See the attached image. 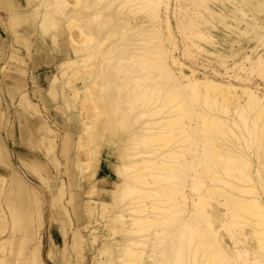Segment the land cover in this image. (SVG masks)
Returning a JSON list of instances; mask_svg holds the SVG:
<instances>
[{
	"label": "bare ground",
	"instance_id": "bare-ground-1",
	"mask_svg": "<svg viewBox=\"0 0 264 264\" xmlns=\"http://www.w3.org/2000/svg\"><path fill=\"white\" fill-rule=\"evenodd\" d=\"M125 1L130 2V0H73L68 10L66 7L69 5L65 7L67 3L65 0H50L46 4L42 1L44 3L41 6V9L48 11V16H44L50 18L49 12H53L51 5L54 4L55 10L60 12L59 15L62 14V18L68 24L71 20L85 18L83 15H88L90 20L86 19L81 23L78 31L83 37L82 43L87 44L96 40L93 46H98V50L103 43L107 44L108 41L105 39L110 40L116 36L112 29L122 26L129 27L130 31L132 25L130 20L133 19L137 23L131 27L135 29L133 32L130 31L134 33L131 38L109 42L104 51L101 49V52H95L98 51L97 47L90 44L93 51L89 48L87 56L94 54L97 61L102 64L94 65L85 75L94 76L97 80L92 82L90 88L84 83L85 91L75 90L72 93L77 98L80 94L85 96L86 92L92 89L91 101L96 109L100 107L97 109L100 113L117 103L119 109L121 108L119 111L121 116L118 114L117 121L121 124L124 118L132 126L127 134L119 137L115 134L116 119L112 117L101 119L99 113L101 120H98V115L96 118L94 115L93 119H96V121L92 119L94 124L91 127L84 125L85 129L82 131L87 132L94 143V156L100 157V149L106 138L105 143L109 141V145L117 147V154L120 155L118 161L122 160L120 161L122 166H117L122 180L118 183L112 182L114 187L110 190V196L123 200L121 206L123 210L115 212L113 217L122 224L123 241L115 244L116 253L111 250L112 244L102 246V251L107 252L105 264H264V88L261 89L258 85L247 87L249 85L220 83L204 75L198 76L194 70L188 75L185 74L182 63L174 55L177 44L172 37L169 19L166 17L163 22L158 15L159 5L163 3L165 6L163 8L167 12L169 0H134L135 9L138 8L142 12V20H146L141 22L138 21V17L133 16L137 10L130 11L133 17H130V14L122 17ZM189 1L175 0L176 9L172 15L176 29L182 32L181 39L187 41L188 48H194L197 43L195 44L193 38L208 40L209 35H203L198 31L197 23L191 18L190 20L186 18L187 4L184 5L182 2ZM196 1H192L193 5L190 4L199 7L204 0ZM230 2L233 7L231 5L232 9H228V12L235 22L234 27L237 31L229 30L231 33L227 37L233 36L231 42L227 41V38L223 41L230 47L229 57L235 58L242 54L249 62V68L241 67L247 73L253 71L254 67L264 69V52L256 51L259 48L257 44L264 47V20L261 21L260 18L264 15V0ZM128 3L126 2L127 5ZM40 5L41 1L34 9L33 5L26 4L24 11L31 16L33 12L41 11ZM119 5L123 7L120 10L117 9ZM116 9L118 11L115 13ZM17 15L16 11L11 13L10 19H17ZM247 15L251 16L248 20L245 19ZM225 19L228 18L224 17L221 20ZM146 22L150 24L146 25ZM163 23L166 35L160 32V24ZM225 28L230 29L229 26ZM189 29L190 33L188 31L185 33ZM142 42L147 45L145 48ZM165 42L169 43L172 50L164 46ZM235 43L237 49L233 48ZM251 44L256 45L251 49V53L254 51L255 54L254 59L245 54L244 45ZM79 51L81 50L78 48L74 52V55L78 54L74 56L78 60L75 61L70 53H66L59 66L76 67L77 62H83L87 58L86 54L80 55ZM224 58L221 56L219 61L221 65L226 62ZM128 61L135 64L137 62L139 65L136 64L137 67H134L133 63L129 62L132 66L128 63L129 68H125L122 63ZM107 66L115 73L109 75L106 72L101 77ZM227 66L225 65L226 73L229 70ZM254 70L256 72V69ZM151 71L155 73L149 75L148 72ZM257 75L264 80V71L259 69ZM127 76L132 81L128 80ZM231 77L237 82L243 81L244 78L238 75ZM123 78L130 81L133 88L130 90L128 86L129 91H126V94L124 92V95L113 96L111 90L114 83L116 84L119 79L123 81ZM56 81L57 79H54L52 83L51 94L56 93L54 89ZM127 81L124 82L126 86L129 84ZM137 109L141 111L133 117L130 116ZM183 119L188 120V123H183ZM212 126L217 128L214 130ZM108 154L115 153L110 150ZM98 157H94L96 162ZM72 163L75 167L76 162L73 160ZM93 186L84 191V199H87L84 206L89 213L88 219L89 217L91 219L93 213L95 215L89 206L91 205L89 197L96 193ZM93 201L101 209H105L108 204L105 197L101 199L97 197ZM210 201H214L216 205L210 204ZM101 214L103 213L98 212L95 215L96 225L99 224L98 218L101 217L98 216ZM227 230L228 240L223 234ZM95 232L96 229L91 234L96 239ZM74 241L81 255L80 243L76 236ZM228 241L231 242L230 245L226 244ZM32 250L26 259L27 264H42L39 245ZM3 262L0 259V264Z\"/></svg>",
	"mask_w": 264,
	"mask_h": 264
},
{
	"label": "rangeland",
	"instance_id": "rangeland-1",
	"mask_svg": "<svg viewBox=\"0 0 264 264\" xmlns=\"http://www.w3.org/2000/svg\"><path fill=\"white\" fill-rule=\"evenodd\" d=\"M40 1L39 10L41 11L33 12L31 16H28L24 11L26 4H31L34 8L35 5L36 7L39 5ZM42 1L46 4L50 0H8L7 5L18 12L17 19L14 20L9 17L8 6H0V259L5 262L1 264H27L26 259L29 258L30 251H33L32 249L38 245L42 264H105L107 252L102 251V246L112 244L111 250L116 253L117 247L115 244L123 241L122 224L118 219H113L115 212L123 210V207H121L123 200L122 198L114 199L110 196V190L114 187L112 182L118 183L122 180L117 171V166H122L120 162L122 160L118 161L120 155L117 154V147L109 145V141L105 143L106 138L100 149V157H98L99 155L94 156V143L88 137L87 132L83 133L82 131L85 129L84 125H90L91 127L94 124L93 120L96 121L97 115L98 120L111 119L110 117L115 118L116 121L119 120L121 108L119 109L116 103L117 105L113 104L112 108L107 107L100 113V110H97L100 107L96 109L91 101L90 91L92 89H89L85 96L80 94L76 98L72 94L75 90L85 91V85L90 88L92 82L97 80L94 79V76L86 77L85 75L86 71L88 72L94 65L100 63L94 54L87 56L88 51L90 49V51H93V47L96 46H93L96 40L84 44L82 43L83 37L78 31L81 27L80 24L85 22L86 19L89 21L90 18L88 15H83L85 18L71 20L68 24L62 18V14L59 15L60 12L55 10L54 4L51 3L56 11L49 6L53 11L49 12L51 20L53 19L51 21L49 17H46L48 11L41 9L44 3ZM65 1H67L65 7L69 5L68 8L66 7L68 10L73 0ZM190 1L188 3L182 2L184 5L187 4L186 18L193 19L198 25V31L202 32L203 35H209V39H211L193 38L195 44L197 43L194 48H188L187 41L181 39L182 32L176 29V22L172 15L176 9L175 0L167 1V12L163 8L165 7L164 3L159 5L158 9L159 18L163 22L166 17L169 19L172 37L177 44L174 55L182 63L183 72L188 75L191 70H194L196 75H204L220 83L229 82L236 86L249 85L247 87L258 85L259 88H264V80L257 75L259 69L260 71H264V69L254 67L256 72L253 69L248 73L242 70L241 67L249 68V62L243 58L242 54L230 58L228 54L230 47L223 42L226 38L227 41L231 42L233 36L227 37V35H230L231 31H237L234 27L235 22H233L228 12V9L233 7L230 0H204L199 7L198 5L192 6L194 0ZM126 2L128 3V1L124 2V10L121 7L122 5L117 7L119 10L122 9V17L130 14V17L135 16V18L138 17V21H143L142 12L138 8L135 9L136 1L130 0L133 3L132 5L130 2L127 5ZM117 9L115 13L118 11ZM132 10L138 12L136 11L132 16V12H134ZM130 11L132 12L130 13ZM224 17L228 19L221 20ZM250 17V15H247L245 19L248 20ZM260 18L261 21L264 20V15ZM132 20H130L132 24L130 31L133 32L135 29L133 30L131 27H134L137 23L134 20L133 23ZM39 23H43L44 26L42 27ZM146 23V25L150 24V22ZM222 24L223 26H221ZM224 25L229 26L230 29L226 30ZM120 27L112 29L116 36L113 37V34L111 36L113 39H105L108 41H106V46L103 43L102 47L99 46V50L96 46L97 48H95L98 51L95 52L104 51L111 42L114 43L117 39L123 41L131 38V35L134 34L129 31V27ZM160 27L162 35H166L164 23L160 24ZM240 27L243 28V25ZM187 31L190 33V29L186 30L185 33ZM99 39L98 41L101 40ZM165 43L164 46L168 47V50H172L169 43ZM144 44L142 42L145 48L147 45ZM233 46L234 49H237L236 43ZM246 46L244 45L246 48L245 54L254 59L255 54L254 51L251 53V49L256 45ZM257 46H259L257 52H264L263 45L257 44ZM78 48L81 50L79 51L81 52L80 55L83 54L84 56L86 54V60L80 61L81 64L77 62L80 65L77 67L78 64H76L77 68L75 65L72 66L73 69L67 66L60 67L59 62L62 61L66 53H70L74 60H78L74 57L78 55H74ZM221 56L226 58H224V61H226L224 65L219 62ZM129 62L133 63L134 67L139 65V63L136 62V65L133 61L123 62L122 64L125 68H129V66H132ZM46 65L48 67L44 68ZM225 65H228L227 68L232 70L230 72L228 70L226 73ZM108 66L101 77L106 72L108 74L115 73ZM148 73L152 75L155 72ZM237 75L244 77L243 81L237 82L231 77ZM129 77L132 78L130 75ZM129 77L127 76V79ZM53 79H57L55 94L50 93ZM123 79L125 80V78ZM124 80L120 81L119 79L116 84L114 83V86H116H113L111 90L113 96L124 95V92L126 94L129 88L130 90L133 88V85L131 87L132 83H129L132 79H128L129 82L125 80L127 84L129 83L127 86L124 84ZM141 110L137 109L130 116H135ZM99 113L101 119H99ZM118 114H120L119 117ZM94 115L95 118L93 119ZM122 120L121 124L120 121H117V126L115 125V134L119 137L127 134V131L132 127L126 119L123 118ZM185 120L183 119V123L187 124L188 120ZM71 125L72 129L69 127ZM211 128L215 130L217 126ZM150 145L149 143L148 146ZM63 147L66 148L64 153L62 152ZM110 150L114 151L115 154H108ZM93 156L98 157L97 162ZM73 160L76 162L75 167L72 165L74 164L72 163ZM91 186L96 191L95 194L89 197L91 200L89 206L91 210L93 209L92 213L95 212V215L98 212L103 213L98 216L101 218H98L99 224L97 225L94 221V218H96L94 213L91 215V219L90 217L88 219L89 213L84 206V202L87 200L84 199V191ZM97 197L100 199L105 197L108 203L105 209L97 207V204L93 201ZM210 204L214 205L215 202L210 201ZM94 229H96V239L91 234ZM223 234L228 240V230L227 232L224 231ZM74 236L80 243L81 255L78 253L79 249L74 245ZM226 244L230 245L231 242L228 241ZM99 250L101 251L99 252Z\"/></svg>",
	"mask_w": 264,
	"mask_h": 264
},
{
	"label": "crops",
	"instance_id": "crops-1",
	"mask_svg": "<svg viewBox=\"0 0 264 264\" xmlns=\"http://www.w3.org/2000/svg\"><path fill=\"white\" fill-rule=\"evenodd\" d=\"M6 2H8V0H0V6H8L7 5V3ZM8 8H9V17H10V14L11 13H13V12H15L13 9H12V7L10 6H8ZM13 11V12H12ZM60 63V62H59ZM48 67V65H46L44 68H47ZM53 81H54V79L52 80V83H53ZM52 83H51V86H50V93H51V88H52ZM56 85V84H55ZM54 85V89H55V91H56V86ZM70 127V126H69ZM71 128V127H70Z\"/></svg>",
	"mask_w": 264,
	"mask_h": 264
}]
</instances>
